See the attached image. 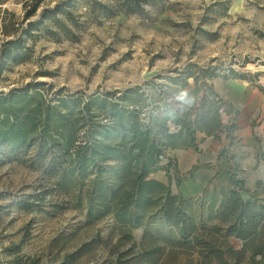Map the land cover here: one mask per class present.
<instances>
[{
	"label": "rangeland",
	"instance_id": "rangeland-1",
	"mask_svg": "<svg viewBox=\"0 0 264 264\" xmlns=\"http://www.w3.org/2000/svg\"><path fill=\"white\" fill-rule=\"evenodd\" d=\"M118 3L77 0L72 7L80 15L75 40L41 36L26 41L20 59L0 72V117L3 107L12 105L17 115L37 117L41 125L48 105L49 115L59 117L58 129L61 117L72 125L77 146L82 140L93 143L101 126L114 122L115 111L106 112L103 105H126L127 110V105H154L165 97H174L176 105H199L196 97L215 77L241 78L264 92V0L139 2L132 13L118 10ZM5 6L21 12L16 1ZM182 92L190 104L177 100ZM83 103L88 113L79 112L77 105ZM42 130L33 128L23 147H0V264H127L131 256L118 259L119 253L151 246L148 235L141 243L144 227L123 228L106 215L86 216L82 197L88 199L93 187L90 173L64 176V150L58 141L45 143ZM177 175L169 181L173 192L177 179L186 177ZM259 186L253 192L263 199ZM169 192L175 197L169 201L178 205L179 194ZM200 199L185 203L188 213L196 212ZM151 227L154 234L159 225ZM165 229L159 228L158 235ZM228 243L236 251L229 264H264V236L246 245L237 239ZM167 245L160 242L159 264H205L196 248L169 250Z\"/></svg>",
	"mask_w": 264,
	"mask_h": 264
},
{
	"label": "trees",
	"instance_id": "trees-1",
	"mask_svg": "<svg viewBox=\"0 0 264 264\" xmlns=\"http://www.w3.org/2000/svg\"><path fill=\"white\" fill-rule=\"evenodd\" d=\"M8 1L12 0H0V72L10 62L20 59L27 49L26 41L34 42L41 36L77 38L80 15L72 10L77 0H60L51 5L49 0H13L20 4L19 14L5 6ZM157 1L165 0H119L117 7L120 11L132 13L140 9L139 2L153 6ZM98 6L105 12L103 4L98 3ZM192 77L196 81V77ZM203 91L192 119L178 113L183 107L176 105L174 97L162 98L154 105H127V110L126 105H103L106 112L115 111L114 122L103 126L98 122L103 131L100 137L95 136L93 143L82 140L83 144L77 146L72 144V125L61 117L62 129H58L59 117L49 115L48 105L45 106L41 125H38L37 117L17 115L12 105H5L0 117V147L6 145L17 149L25 146L32 129L40 126L45 132V143L48 140L52 143L58 141L64 150V161L68 164L64 176L72 173L94 174L97 182L91 180L93 187L87 195L86 216L91 219L111 214L116 224L123 228L142 226L141 243L148 235L152 244L140 252L127 249L119 253L118 259L128 254L131 256L127 264H159L164 250L160 242L169 243V250L196 248L197 257H201L205 264H229L230 255L236 251L227 237L238 238L246 245L264 236V196L260 199L256 192L248 193L230 162L225 172L229 188H220L216 193L210 192L207 187L202 188V199L193 214L187 212L185 205L191 199L178 195L179 204L175 205L169 201L175 197L170 195L168 184L145 179L149 172L162 168L169 183L168 172L174 167V161L168 156L166 162H162L158 156L169 147L193 145V125L202 121L206 106L219 114V103L214 100L217 94L210 85L204 86ZM77 108L82 113L90 110L87 103L77 105ZM50 126L53 129L49 133L44 131ZM171 126H174L173 129ZM230 127L231 123L224 129L228 131ZM108 161L116 163L110 165ZM103 163L108 164L107 168ZM102 179L103 182L110 181V184L104 185ZM260 184L264 190V183ZM243 193L248 195L244 197ZM154 223L159 227L153 234L151 224ZM159 228H166V233L158 235ZM132 245V248L136 247L135 243ZM12 246L16 251L19 249V245ZM169 250L166 255L171 252ZM259 253L258 250L253 252ZM26 258L29 259L28 256ZM26 262L24 260L22 264Z\"/></svg>",
	"mask_w": 264,
	"mask_h": 264
},
{
	"label": "crops",
	"instance_id": "crops-1",
	"mask_svg": "<svg viewBox=\"0 0 264 264\" xmlns=\"http://www.w3.org/2000/svg\"><path fill=\"white\" fill-rule=\"evenodd\" d=\"M210 87L222 98L226 111L216 114L206 106L202 121L193 125V145H176L167 149V155L174 161L173 171L176 174L171 173V168L168 172L169 181L176 178L177 174H185L186 177L175 182V192L167 183V174L162 168L149 172L145 178L168 184L172 193L191 201L200 195L202 188L207 187L213 193L220 188H229L225 174L228 162L236 169L248 193L256 191L257 183H264V121L260 122L264 117V92L241 78L215 77L210 81ZM178 106L183 107L178 113L187 119H192L196 114L197 105ZM230 123V130L227 131L224 127ZM113 163L116 162L108 161L110 165ZM79 175L87 177L88 174ZM89 175L87 178L97 182L94 174ZM103 184H110V181ZM82 202L87 206L88 199L82 197ZM107 216L112 218L111 214ZM231 239L239 240L233 236L227 237L228 242Z\"/></svg>",
	"mask_w": 264,
	"mask_h": 264
},
{
	"label": "built area",
	"instance_id": "built-area-1",
	"mask_svg": "<svg viewBox=\"0 0 264 264\" xmlns=\"http://www.w3.org/2000/svg\"><path fill=\"white\" fill-rule=\"evenodd\" d=\"M214 100L217 101V103H219V107H218V112L219 113H224L225 111V103L223 102V100H221L219 97H214ZM221 100V101H220ZM174 126H171V128L173 129ZM175 130V128H174ZM167 150L164 151L163 154H160L158 157L160 159V161L162 162H166V157H167Z\"/></svg>",
	"mask_w": 264,
	"mask_h": 264
},
{
	"label": "clouds",
	"instance_id": "clouds-1",
	"mask_svg": "<svg viewBox=\"0 0 264 264\" xmlns=\"http://www.w3.org/2000/svg\"><path fill=\"white\" fill-rule=\"evenodd\" d=\"M177 100L180 101L181 103H187L190 104L191 100L187 96V92H182L177 96Z\"/></svg>",
	"mask_w": 264,
	"mask_h": 264
}]
</instances>
